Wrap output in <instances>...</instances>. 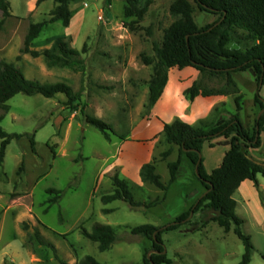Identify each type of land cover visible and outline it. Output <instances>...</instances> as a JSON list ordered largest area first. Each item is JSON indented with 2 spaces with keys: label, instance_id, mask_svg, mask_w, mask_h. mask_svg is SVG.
<instances>
[{
  "label": "rangeland",
  "instance_id": "374dc122",
  "mask_svg": "<svg viewBox=\"0 0 264 264\" xmlns=\"http://www.w3.org/2000/svg\"><path fill=\"white\" fill-rule=\"evenodd\" d=\"M141 1L142 5L144 0ZM174 1L153 0L135 31L123 25L133 21L124 17L125 0H111L107 12L103 10V0L70 4L69 27H63L60 22L45 26L30 48L42 51L56 38H65L84 60V71H73L47 68L42 58L20 54L29 26L46 21L53 2L36 6V0H8L12 17L0 26V62L15 64L27 79L43 84L65 83L79 94L78 100L72 103L76 111L60 94L51 99L17 94L7 102L9 110L0 124L8 134L25 135L11 141L6 148L0 168V190L13 182L17 183L13 190L27 194L25 203L32 207L31 217L23 223L27 238L23 249L20 248L22 241H17L16 248L21 257L28 258L31 252L37 259L33 264H60L59 261L77 264L85 256L99 264H143L144 252L151 251V243L132 235L131 228L142 225L164 228L202 196L204 189L190 163L182 157L176 181L165 200L156 206L134 209L122 201L106 205L100 201L101 195L112 192L110 178L115 172L128 180L136 202L148 204L159 199L162 192L139 182L135 169L146 151L150 154L148 162L155 160L156 174L167 184L166 163L176 160L178 150L173 147L170 156L164 161L161 159V154L168 149L161 135L163 125L176 118L189 124L200 120L214 122L228 119L235 112L233 95L185 100L183 92L194 82L206 89L225 87L223 79L200 74L190 67L168 70L161 97L147 110L152 66H146L140 56L155 60L153 43L161 42L164 29L175 20L169 12ZM187 1L193 5V19L198 26L214 21L215 17L196 9L192 0ZM233 80L242 96L240 119L245 128L252 130L260 113L254 96L259 92L264 102V86L252 72L234 74ZM81 110L112 127L109 141L86 124ZM32 136L34 152L29 144ZM261 138L259 149L248 150V155L258 164L264 162V137ZM212 144V148L204 144L200 153L208 174L221 164L229 149L228 141L223 138L213 140ZM115 161L123 166V174L113 165ZM256 179L259 191L252 184L237 190L233 199L235 214L241 220L240 230L252 245L250 264H264V203L259 195L260 192L264 200V177L257 175ZM47 189L63 192L58 203L49 208L45 204L50 197ZM105 209L112 211L105 214ZM212 215L209 210L201 211L190 218L191 224L162 234L165 254L171 264L240 262L244 252L242 242L233 229L225 233L215 222L204 224ZM94 224L114 230L115 241L108 251L99 252L96 243L81 235V228L90 232ZM35 230L53 245L58 260L51 249L28 240Z\"/></svg>",
  "mask_w": 264,
  "mask_h": 264
},
{
  "label": "trees",
  "instance_id": "16d2710c",
  "mask_svg": "<svg viewBox=\"0 0 264 264\" xmlns=\"http://www.w3.org/2000/svg\"><path fill=\"white\" fill-rule=\"evenodd\" d=\"M52 1L53 9L48 14V19L31 24L25 36L20 54H27L31 58H42L47 68H66L73 71H84V60L79 52L70 48L65 38H56L48 49L36 51L30 48L38 38L43 28L49 24L60 22L67 28L71 21L70 4L80 0H36L35 5ZM196 9L215 17L210 24L198 26L193 19L194 8L187 0H175L169 8L175 20L163 31L160 43H153L155 60L145 55L140 58L146 66H152V73L148 83V104L150 110L161 97L168 81V70L177 68H193L200 74L223 79V89H206L194 82L185 89V100L192 102L196 97H213L233 95L235 112L228 119L214 122L200 120L196 124H188L176 118L171 123L163 125L161 135L168 149L161 154L164 161L177 147L178 156L175 161L166 163L169 174L167 184L161 182L156 174L155 160L144 164L139 170L142 183L149 184L162 192V196L148 204L136 202L128 180L123 179L115 172L111 178L112 192L100 196V201L106 205L114 201H122L131 208L143 206L148 209L163 202L170 186L176 181L177 173L182 164V157L190 163L196 180L204 189L197 203L187 211L178 215L169 225L157 228L152 225L133 227L130 233L140 236L151 243V251L145 250L143 264H171L166 257L162 234L176 230L181 225L191 224L188 217L204 210H209L213 215L204 224L215 222L225 233L233 229L235 236L242 242L244 252L238 264H250L252 245L249 238L240 230L241 220L235 214L236 202L233 194L240 184L250 181L259 191L257 175L264 177V166L257 164L249 155L248 150L261 147L264 137V112L255 120L254 127L249 130L243 126L239 113L241 111L242 96L238 94L233 75L243 72H252L261 86H264V0H192ZM125 0L124 17L132 18L130 23H123L129 31L137 30V25L143 20L148 7L153 0ZM111 0H103V10L108 11ZM0 26L11 18L8 0H0ZM85 47V46H84ZM20 60V57H17ZM17 94L25 96L39 95L51 99L60 94L72 106L78 100L79 94L65 83L43 84L36 80L27 79L22 70L13 63L0 62V124L3 116L8 112L7 102ZM254 104L259 110L264 109L259 92L254 96ZM76 111L75 107H71ZM216 112L214 109L213 113ZM85 122L96 128L105 140L109 141V133L113 134L112 127L98 118L85 114L81 110ZM25 135L8 134L0 126V168L2 167L7 146L13 140H20ZM223 138L229 143V149L224 154L221 164L213 169L210 174L205 171L203 159H199L202 146L208 144L213 147L212 141ZM31 151H35V142L29 137ZM264 163V162H263ZM262 163V164H263ZM23 170L20 166L19 172ZM19 176V173L17 174ZM50 195L46 201L47 208L55 205L61 198L62 191L47 189ZM260 198L264 203L261 193ZM112 210H103L110 213ZM192 215V216H193ZM83 237L98 245L99 252L108 251L115 241V232L109 226L94 224L90 232L80 229ZM40 246L52 250L58 260L52 244L47 243L40 233L35 230L28 237ZM60 264H64L59 261ZM6 264V263H4ZM77 264H99L94 258L85 256Z\"/></svg>",
  "mask_w": 264,
  "mask_h": 264
},
{
  "label": "crops",
  "instance_id": "0c3cea01",
  "mask_svg": "<svg viewBox=\"0 0 264 264\" xmlns=\"http://www.w3.org/2000/svg\"><path fill=\"white\" fill-rule=\"evenodd\" d=\"M184 122L188 123L187 121ZM138 152L137 154H139ZM149 157L150 154L145 151L142 160L137 163L135 169L137 174L141 166L148 162ZM113 165L120 168V173H124L123 166L120 162L115 161ZM252 184L253 183L250 181H244L237 190L241 191L244 187H251ZM16 186L17 183L12 182L11 184L8 183L5 185V188L0 190V264H33L37 262V259L31 252L27 251L28 258L21 257L16 248L17 241H22L20 248L23 249L24 242L27 238V234L23 229V223L25 220H29L32 213V207L27 206V202L25 203L26 198H28L25 197L27 194L24 195L21 191L13 190ZM18 187L16 189H18Z\"/></svg>",
  "mask_w": 264,
  "mask_h": 264
},
{
  "label": "water",
  "instance_id": "95a60500",
  "mask_svg": "<svg viewBox=\"0 0 264 264\" xmlns=\"http://www.w3.org/2000/svg\"><path fill=\"white\" fill-rule=\"evenodd\" d=\"M261 85V84H260ZM264 112V109L263 110H261L260 111V113L258 114V116H257V120L260 118V116H261V114ZM201 158V156L199 155V159ZM258 164V163H257ZM261 165H263L264 166V163L263 164H261ZM192 211H191V213H190V215H189V217H188V220L192 217Z\"/></svg>",
  "mask_w": 264,
  "mask_h": 264
}]
</instances>
